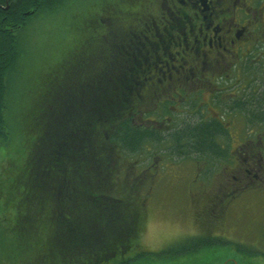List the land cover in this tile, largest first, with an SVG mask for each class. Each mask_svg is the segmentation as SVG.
<instances>
[{"label":"trees","instance_id":"16d2710c","mask_svg":"<svg viewBox=\"0 0 264 264\" xmlns=\"http://www.w3.org/2000/svg\"><path fill=\"white\" fill-rule=\"evenodd\" d=\"M71 1L0 0V147L7 146L0 150V210L13 209L14 199L21 197L5 201L9 191L62 185L57 189L63 196L51 193L59 206L52 213L55 264H132L153 255L137 250L145 198L138 197L136 183L127 193L113 185L114 168L102 141L106 134L114 145L139 149L152 135L128 118L134 94L131 81L123 76L130 61L124 49L120 44L110 46L108 36L93 28L40 76L36 82L41 85L45 80L44 86L34 87L29 65L28 73L23 70L28 80L12 92L15 76L30 53L21 33L34 18L58 16L64 7L69 9ZM30 81L33 94L19 120L12 111L18 109L19 95ZM178 130L187 150L213 156L221 145L212 139L228 135L219 123L188 124ZM189 241V248L178 251L228 242L223 236L202 235Z\"/></svg>","mask_w":264,"mask_h":264},{"label":"flooded vegetation","instance_id":"af4514ba","mask_svg":"<svg viewBox=\"0 0 264 264\" xmlns=\"http://www.w3.org/2000/svg\"><path fill=\"white\" fill-rule=\"evenodd\" d=\"M93 8L96 18L86 25L107 35L110 46L120 44L130 60L123 76L131 81L136 126H165L146 116L152 103L164 119L176 112L195 124H222L230 135L215 137L216 156L231 159L233 195L261 185L264 132L233 134L234 144L231 128L264 124V0H92ZM185 120L181 128L191 124ZM57 188L64 187L45 184L4 196L21 195L13 209L0 210V264H55L52 213L59 206L51 193L64 195Z\"/></svg>","mask_w":264,"mask_h":264},{"label":"rangeland","instance_id":"374dc122","mask_svg":"<svg viewBox=\"0 0 264 264\" xmlns=\"http://www.w3.org/2000/svg\"><path fill=\"white\" fill-rule=\"evenodd\" d=\"M91 9L92 0H85L58 16L32 20L27 30L21 33L25 46L29 44L30 53L19 68V76H15L12 92L19 84L23 87L26 83L31 65L30 72L36 83L34 87L40 89L44 86L45 80L41 85L36 82L40 76L44 77V72L50 70L51 64L61 58L63 50L66 52L75 39L80 41L93 30L94 27L86 25V19L90 22L96 18L95 9ZM25 69L26 75L23 73ZM32 90L30 81L27 89L19 95L20 101L14 95L19 101L18 109L12 111L15 118L20 120V116L23 117V107L33 94ZM16 100L12 98L13 105H16ZM155 108L153 103L147 106L150 113L146 116H155L159 122L165 120L167 123L160 129L157 127L160 123L154 126L152 121L151 124L142 122L153 137L143 140L139 149L129 150L120 144L114 145L106 134L102 139L108 161L114 168L113 185L127 193L131 190L129 185L136 183L138 197L145 198L137 250H147L153 255L132 264H264V173L261 185L241 192L238 190L234 196L230 190L234 177L227 170L229 164L232 165L231 159L187 150L178 128L183 126L185 119L191 124L195 119L188 115L186 117L189 118L184 119L182 113L176 112L172 120L164 119L153 112ZM129 117L132 120L133 113L130 112ZM136 121L140 120L136 118ZM231 130L233 140L231 138L230 141L238 144L235 135L241 138L249 130L264 132V124L238 126ZM139 133L136 134L141 135ZM228 135L226 139H229ZM156 136L159 139H155ZM220 142L225 147V141ZM4 147L7 146L3 145L0 150ZM201 235L223 236L228 242L198 250L178 251L182 246L189 248L192 242L189 239H197Z\"/></svg>","mask_w":264,"mask_h":264}]
</instances>
